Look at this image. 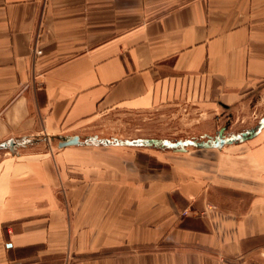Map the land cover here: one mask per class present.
Here are the masks:
<instances>
[{"label":"crops","instance_id":"0c3cea01","mask_svg":"<svg viewBox=\"0 0 264 264\" xmlns=\"http://www.w3.org/2000/svg\"><path fill=\"white\" fill-rule=\"evenodd\" d=\"M191 93L264 94V0H0V264H264V125L164 180L59 147Z\"/></svg>","mask_w":264,"mask_h":264},{"label":"rangeland","instance_id":"374dc122","mask_svg":"<svg viewBox=\"0 0 264 264\" xmlns=\"http://www.w3.org/2000/svg\"><path fill=\"white\" fill-rule=\"evenodd\" d=\"M180 96L176 103L144 112H112L99 118L83 143L123 146L138 170L172 175L194 173L215 162L225 146L244 142L264 125V94L232 108ZM224 140L220 147L215 145Z\"/></svg>","mask_w":264,"mask_h":264},{"label":"water","instance_id":"95a60500","mask_svg":"<svg viewBox=\"0 0 264 264\" xmlns=\"http://www.w3.org/2000/svg\"><path fill=\"white\" fill-rule=\"evenodd\" d=\"M79 144H82L80 137L79 136H73V137H67V138L63 139L59 143V147L64 148V147H68V146H72V145H79ZM224 144H225V141L222 140L219 143H217L215 146L220 147V146H223ZM0 147H7L10 149V151L15 152L16 144L14 141H9V142L2 143L0 145Z\"/></svg>","mask_w":264,"mask_h":264}]
</instances>
